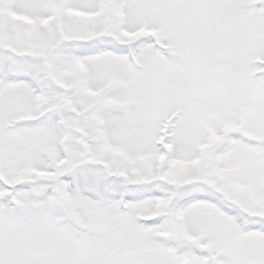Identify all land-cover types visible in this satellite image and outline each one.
I'll list each match as a JSON object with an SVG mask.
<instances>
[{"label": "snow or ice", "instance_id": "6c2138e0", "mask_svg": "<svg viewBox=\"0 0 264 264\" xmlns=\"http://www.w3.org/2000/svg\"><path fill=\"white\" fill-rule=\"evenodd\" d=\"M0 264H264V0H0Z\"/></svg>", "mask_w": 264, "mask_h": 264}]
</instances>
